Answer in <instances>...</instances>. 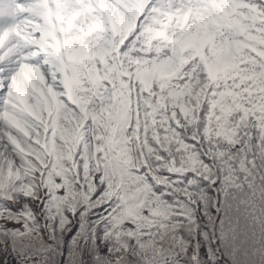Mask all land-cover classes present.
<instances>
[{"label": "trees", "instance_id": "obj_1", "mask_svg": "<svg viewBox=\"0 0 264 264\" xmlns=\"http://www.w3.org/2000/svg\"><path fill=\"white\" fill-rule=\"evenodd\" d=\"M246 2L264 8V0ZM193 23L189 16L183 27L175 19L166 29L152 25L165 35L153 33L145 46L167 44V55L158 59H153L152 52L145 55L141 36H137L128 55L140 48L145 59L136 61L141 67L133 78L128 73L120 75V82L127 86L128 131L136 128L141 145L138 157L151 148L161 156L162 165L181 169L162 166L151 188L164 204L165 218H160L164 227L141 229L148 234L139 236L127 235L137 231L130 221L114 227L109 216L111 202L93 206L103 185L90 201L67 196L64 189L56 191L57 199H53V189L38 176L27 190L20 182L0 178V264H264V90L238 87L239 80L212 81L210 74L217 75L224 65L216 58L218 54H209ZM181 33L185 35L181 37ZM124 56L110 54L102 60L84 61L95 63L92 75L102 86L93 90L85 82V91L78 94L97 102L94 91L102 94L105 116L122 100L123 89L117 92L115 75L126 62ZM193 61L199 62L198 69H192ZM175 64L188 75L181 78L172 70ZM196 78L200 86L190 93L175 99L169 94L181 92L185 83ZM165 83L172 87H162ZM88 108H92L91 102ZM45 115L48 131L37 128L42 141L39 158L42 164L67 170L64 178L72 191L79 192L70 173L86 169V162L87 168L94 163L83 158L85 139L79 133L84 132L88 140L91 137L62 118L60 124L71 126L77 134L75 140L71 136L62 140L52 126L54 116ZM155 138L168 150H159ZM88 154L92 156L90 151ZM25 163L31 166L30 160ZM42 190L48 195L36 207L34 199ZM60 197H64L62 202ZM16 203L25 209L13 206Z\"/></svg>", "mask_w": 264, "mask_h": 264}, {"label": "snow or ice", "instance_id": "obj_2", "mask_svg": "<svg viewBox=\"0 0 264 264\" xmlns=\"http://www.w3.org/2000/svg\"><path fill=\"white\" fill-rule=\"evenodd\" d=\"M0 11L5 13L0 15V178L10 183L18 181L27 190L38 176L40 182L53 189V199H57L56 191L64 189L67 196L90 201L103 185L104 191L93 206L111 202L113 226L130 221L136 227V232L127 233L129 236L147 235L140 230L154 225L162 229L163 207H150L148 201L136 198L140 214L122 212L114 203L119 198L107 193L100 173H92L93 164L70 173L80 188L74 192L64 178L67 170L42 164L39 158L38 145L42 141L37 128L43 126L48 131L45 114L55 117L59 113L77 128L82 127L91 140L97 139L102 130L107 111L104 96L94 91L97 102L73 91L78 82L73 74L75 66L83 65L86 59L102 60L110 54L129 53L139 34L144 33L148 43L153 33L165 35L152 25L166 29L175 19L183 27V21L190 16L209 54H218L216 58L224 65L217 77L223 76L225 82L239 80L238 87L264 90V8L246 0H0ZM97 41L98 45L90 47ZM238 49L245 55L230 66ZM57 134L62 140L66 135L77 139L71 126L59 128ZM79 138H85L84 132L79 133ZM155 140L159 150H168L158 138ZM82 156L94 161L86 149ZM99 156L97 153L94 161L97 167L101 164ZM141 157L142 163L133 176H142L149 189L162 166L174 168L162 165L161 156L151 148L147 155L141 152ZM68 159H72L71 155ZM28 160L31 166L25 163ZM54 177L62 183H56ZM59 199L62 202L64 197Z\"/></svg>", "mask_w": 264, "mask_h": 264}, {"label": "clouds", "instance_id": "obj_3", "mask_svg": "<svg viewBox=\"0 0 264 264\" xmlns=\"http://www.w3.org/2000/svg\"><path fill=\"white\" fill-rule=\"evenodd\" d=\"M138 36H141L139 43L141 47H143L145 55L149 52L155 53L153 59H158L167 55L164 51V49L168 47L167 44L157 43L149 48L145 46L146 37L142 35V33ZM97 43L98 41L94 42L93 46L95 47ZM145 55H140V48L135 49V52L132 55H128V52L125 53V56L122 59H125L126 62L123 64L122 68H119V70L116 71L115 75V79L119 84L117 92H120V89H123V92L121 93L122 100L113 106L109 115L105 116L102 130L97 133V139L88 140L86 137L84 138L85 149L92 153L94 161L96 154L100 153L99 159L101 164L97 167L94 162L91 167L92 173L95 174L97 171L100 173L101 179L106 185L107 193L119 198L118 201H114V203L117 208L125 213L134 211L136 214H140L141 209L136 198L141 202L148 201L150 207L153 205L156 207H164V204L159 200V197L154 196L152 190L143 183V177L133 176V173L142 163V157H138L141 145L136 138V128L133 127L131 131H128L131 116L127 107V86L120 82V75L122 73H128L129 78L131 79L139 72L141 66L138 65L136 61L145 59ZM244 55L245 54L241 53L238 49L231 58L233 64L230 66H234V62L241 59ZM113 68H116L115 64L113 65ZM198 68L199 62L193 61L192 69ZM95 70L96 65L91 60L83 65L75 66L73 74L78 77V82L75 84L73 91H85V82L90 84L91 89L93 90L97 87H101L102 85H100L99 79L94 78L92 75ZM172 70L181 74V78L183 75H188L187 72H183L180 64H175ZM196 75L198 77L199 72H197ZM210 75L211 80L215 81L217 84L223 81V76L217 77L215 72ZM161 86L165 88L172 87L167 83ZM199 86L200 80L196 78L193 83H185L181 92L177 93L170 91L169 94L175 99L177 96H180L185 92L190 93L193 89L198 88ZM197 96H202V93H197ZM61 119L62 116L59 113L53 119V128L57 131L59 128H63V125L60 124ZM58 125L59 128L57 127ZM29 126L31 127V125ZM154 134L155 133H153V135ZM68 137L69 136L66 135L65 139ZM40 155L42 156V153H40ZM181 163L183 164V160ZM86 169H88L87 162ZM180 170V168H171V171ZM133 179L136 181V184L131 183ZM115 210L116 209H114V211Z\"/></svg>", "mask_w": 264, "mask_h": 264}, {"label": "rangeland", "instance_id": "obj_4", "mask_svg": "<svg viewBox=\"0 0 264 264\" xmlns=\"http://www.w3.org/2000/svg\"><path fill=\"white\" fill-rule=\"evenodd\" d=\"M3 14H5L3 11H0V15H3ZM18 182V181H17ZM47 194V192L45 191V190H42V193H41V195H40V197H38V198H36V199H34V201H35V203H34V206H38L39 204H40V202H41V198L44 196V195H46ZM48 195V194H47ZM13 206H17L18 208H22V209H25L24 207H23V204L22 203H16V204H14ZM12 208H14V207H12ZM16 215V214H15Z\"/></svg>", "mask_w": 264, "mask_h": 264}]
</instances>
